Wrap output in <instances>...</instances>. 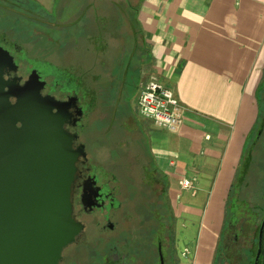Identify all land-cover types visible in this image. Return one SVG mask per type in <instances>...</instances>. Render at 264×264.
Masks as SVG:
<instances>
[{"label": "flooded vegetation", "instance_id": "af4514ba", "mask_svg": "<svg viewBox=\"0 0 264 264\" xmlns=\"http://www.w3.org/2000/svg\"><path fill=\"white\" fill-rule=\"evenodd\" d=\"M138 4L134 0L109 3L118 18L109 12L98 14L105 10L92 0H82L74 9V4L65 2L61 8L68 15L63 18L62 11L51 17V10L30 0H0V85L10 93L11 104L26 84L41 100L54 99L57 106L52 110L63 118V131L77 151L70 202L72 215L82 229L62 248L58 264H76L82 254L88 257L84 264H177L176 219L167 177L165 187L146 148L145 135L132 131L126 123L131 119L140 124L131 98L143 79V65L150 61L142 47ZM48 29L57 37H50ZM65 31L71 34L65 37ZM111 37H115L113 47L108 41ZM81 40L85 59L65 54L66 46L78 49ZM93 121L102 123L98 136H92ZM132 132L136 135L133 153L124 139ZM262 134L264 112L244 173L238 175L228 197L213 264H243V251L249 249L250 241L255 244L254 264L264 221V197L259 198L261 205L251 204L242 192L252 184L264 193V174L253 181L246 179ZM103 145L105 161L97 152ZM259 146L263 151L264 140ZM121 152L127 158L120 173L111 156ZM258 166L264 169V157ZM132 167L138 169L139 181L129 173ZM232 201L238 209L231 219L228 210ZM260 212L263 215L258 223ZM255 228V235L249 237ZM256 264H264V224Z\"/></svg>", "mask_w": 264, "mask_h": 264}, {"label": "crops", "instance_id": "0c3cea01", "mask_svg": "<svg viewBox=\"0 0 264 264\" xmlns=\"http://www.w3.org/2000/svg\"><path fill=\"white\" fill-rule=\"evenodd\" d=\"M34 1L48 10L55 3ZM137 21L152 74L184 106L177 131L142 122L180 215L177 264H213L228 195L259 114L264 0H140ZM183 178L193 186L181 188Z\"/></svg>", "mask_w": 264, "mask_h": 264}, {"label": "water", "instance_id": "95a60500", "mask_svg": "<svg viewBox=\"0 0 264 264\" xmlns=\"http://www.w3.org/2000/svg\"><path fill=\"white\" fill-rule=\"evenodd\" d=\"M35 93L26 84L11 104L0 85V264H58L82 229L70 202L77 151L57 102Z\"/></svg>", "mask_w": 264, "mask_h": 264}, {"label": "rangeland", "instance_id": "374dc122", "mask_svg": "<svg viewBox=\"0 0 264 264\" xmlns=\"http://www.w3.org/2000/svg\"><path fill=\"white\" fill-rule=\"evenodd\" d=\"M82 0H55V3L54 5L52 6L51 8V11H50V16L51 17H54V15H56V13L58 11H62V16L63 18H65L68 13L64 10H62L61 6L63 5V3L65 2H70L72 5L74 4H77V3H80ZM112 1H117V0H112ZM111 0H92V2H97V3H100L101 5V8H103L105 11L103 12L102 10H99L97 13L98 14H107L108 12L111 13V16L112 17H118V14H117V11L114 9V7L112 8L109 3H112ZM140 0H134V3H139ZM31 3H34V4H40L38 2H35L34 0H30ZM71 5V6H72ZM76 7V5L71 8V9H74ZM60 8V9H59ZM66 9V8H65ZM107 10V11H106ZM71 13V12H70ZM72 15V14H71ZM123 35L126 34V38H127V35H128V32H127V28L126 26H123ZM46 33L49 34L50 37H57L56 35V32H53L52 30L48 29L46 30ZM71 33L70 32H66L65 31V37H68V35H70ZM115 37H111V39L109 38V43H110V46H114L113 43H115L114 41ZM82 41V40H81ZM79 42L77 47L78 49H73L72 47H69V46H66L65 47V54H67L68 56H72L74 59H82V58H86V54L84 53V50H83V41L82 42ZM128 41H129V37H128ZM113 44V45H112ZM52 45V44H51ZM146 51H147V45L146 43H143V46H142ZM144 68H143V79L141 81V83L139 84L138 88H137V91L135 93V95L131 98V105L132 107L134 108L135 112H136V97H137V93L139 91V88L141 86L142 83H144L147 78L152 75V68H151V63L150 61H146L145 64L143 65ZM262 91L260 93V99L258 100V104H259V107H260V110L261 112H264V81H263V84H262ZM137 113V112H136ZM143 119L138 113H137V120L139 121L140 124H137L135 122H133V120L131 119H128L126 121V123L128 124L127 126L133 131V130H140L143 132V134L145 135V145H146V148L148 146V139H147V132H146V128H145V124L142 123L143 122ZM102 126V123L98 122V121H93L92 122V136H98V129H100V127ZM94 134V135H93ZM123 133L120 134V136H122ZM129 136V135H128ZM124 139H126L128 141V147L131 149V153L135 152V148H136V135L134 134V132H132L130 134V137H124ZM264 140V134H262L261 138L259 139L258 141V145H256V149L255 151L252 153V161H251V164L249 165V168H248V171H247V180H254L256 179V176H260V175H263L264 174V169L261 168V166H258L261 164L262 160H263V157H264V150L262 151V148L259 146L260 142H262ZM99 148V151L98 154H100V157H101V160L102 161H105L104 159L106 158L107 156V153L105 152V146L103 145V147H100L98 146ZM99 156V155H98ZM111 158H114L113 160L116 162V167L118 169V171L121 173V168H122V165L125 164V160L127 158V155L123 152L120 153V155H117V154H112ZM245 158V157H244ZM243 158V159H244ZM243 159L241 160V163L239 166L242 165V162H243ZM129 173L133 176V179L135 178V180L139 181L140 179V175H139V171L138 169H136V167H132V169L129 170ZM235 182V181H234ZM236 183V182H235ZM261 190V187H254V185L250 184L248 187H246L245 189L243 188V192H242V196H245L247 195L246 198H248V200L250 201L251 204H254V203H259V205H261V200L259 199L260 197H264V193L260 191ZM255 192V193H254ZM232 195V193H231ZM230 195V196H231ZM170 201H171V205H172V209H173V212H174V215H175V237H176V222H177V218L179 216L180 218V215H178V213L176 214V210H175V205H174V201L173 199L170 198ZM230 208L228 210L229 212V216L230 218L232 219L234 217V214L236 212V210L238 209V206L234 203V201H232L230 203ZM236 205V206H235ZM264 205V203H263ZM263 215V213H259V215L257 216L258 219V223H259V220L261 218V216ZM257 225V224H256ZM256 229H253L250 231V235L249 237H253L256 233ZM192 233L194 234V230L192 229ZM249 238V239H251ZM177 245V243H176ZM247 248L249 249H245L243 252H244V262L243 264H251L252 260H253V254H254V250H255V244H253L251 241L248 243L247 245ZM179 249L178 245H177V250ZM88 260V257H87V254H82L78 257V261L76 262V264H84L85 261ZM178 262V261H177Z\"/></svg>", "mask_w": 264, "mask_h": 264}, {"label": "built area", "instance_id": "2783aa9c", "mask_svg": "<svg viewBox=\"0 0 264 264\" xmlns=\"http://www.w3.org/2000/svg\"><path fill=\"white\" fill-rule=\"evenodd\" d=\"M138 114L149 120L155 127L168 131H177L183 120L184 106L180 103L170 86L150 75L141 84L136 97ZM181 188H191L192 181L183 178Z\"/></svg>", "mask_w": 264, "mask_h": 264}, {"label": "trees", "instance_id": "16d2710c", "mask_svg": "<svg viewBox=\"0 0 264 264\" xmlns=\"http://www.w3.org/2000/svg\"><path fill=\"white\" fill-rule=\"evenodd\" d=\"M262 84H263V83L260 84V86H259V90H258L259 99H260V93H261V91H262L261 89L263 88V87H262ZM262 117H263V112H261L260 107H259L258 118H257V120H256V122H255V124H254V126L252 127L249 136H248L247 139H246V143H245L244 151H243V158H244V157H245V158H244V159L242 158V159H243L242 165L239 166L238 169H237V171H236V179H237V177H238V175H239L240 173H244V168L246 167V164H247V163H245V159H246V161L248 162V157H249V154H250V149H251V145H252V141H253V135H254L256 129L260 126V121H261V118H262ZM240 163H241V161H240ZM160 175H161V177H162V180H163L164 186L167 187L166 176H165L163 173H161V172H160ZM234 185H235V182L232 183L231 191H230L228 197H230L231 193L233 192V190H234Z\"/></svg>", "mask_w": 264, "mask_h": 264}]
</instances>
